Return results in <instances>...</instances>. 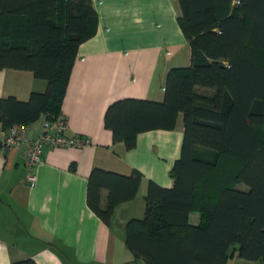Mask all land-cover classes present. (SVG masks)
<instances>
[{
	"label": "trees",
	"instance_id": "1",
	"mask_svg": "<svg viewBox=\"0 0 264 264\" xmlns=\"http://www.w3.org/2000/svg\"><path fill=\"white\" fill-rule=\"evenodd\" d=\"M177 2L189 65L167 72L162 100L118 98L104 112L113 141L126 149L139 132L172 129L182 115L173 183L148 179L143 216L126 221L125 243L146 264H227L234 251L264 264V0ZM96 30L92 0H0V68L28 69L46 80L27 98L0 97L3 129L42 113L62 115L78 46ZM142 177L137 168L124 174L93 166L88 207L109 224ZM191 211L199 213L196 224ZM9 264L38 263L24 257Z\"/></svg>",
	"mask_w": 264,
	"mask_h": 264
},
{
	"label": "crops",
	"instance_id": "2",
	"mask_svg": "<svg viewBox=\"0 0 264 264\" xmlns=\"http://www.w3.org/2000/svg\"><path fill=\"white\" fill-rule=\"evenodd\" d=\"M92 2L97 30L78 46L61 105L65 134H83L89 141L45 147L41 162L31 170L25 165V144L0 149V264L24 257L38 264H146L126 246L125 224L143 216L148 179L172 185L169 170L180 153L182 115L172 129L139 132L135 146L126 149L113 141L104 112L118 98L162 100L167 72L189 65L190 45L177 20V0ZM45 87L46 80L31 70L0 68V97L27 98ZM40 127L39 119L30 122L27 134H37ZM5 130L0 123V136ZM93 166L143 173L136 195L116 205L109 224L86 203ZM29 171L36 175L34 182L27 178ZM106 195L103 189L102 205ZM198 220L199 213L191 211L189 221Z\"/></svg>",
	"mask_w": 264,
	"mask_h": 264
},
{
	"label": "built area",
	"instance_id": "3",
	"mask_svg": "<svg viewBox=\"0 0 264 264\" xmlns=\"http://www.w3.org/2000/svg\"><path fill=\"white\" fill-rule=\"evenodd\" d=\"M38 119L41 127L35 135L27 134L28 124L13 123L0 136L1 150L26 145L25 165L28 170L41 162L45 147L81 146L89 141L88 137L83 134H65L67 123L63 115L51 119L42 113ZM35 176L33 172L27 173V178L31 182L35 181Z\"/></svg>",
	"mask_w": 264,
	"mask_h": 264
},
{
	"label": "rangeland",
	"instance_id": "4",
	"mask_svg": "<svg viewBox=\"0 0 264 264\" xmlns=\"http://www.w3.org/2000/svg\"><path fill=\"white\" fill-rule=\"evenodd\" d=\"M238 185L243 186L244 184L240 183ZM235 252H236L235 256L230 257L228 264H260L259 261H251V260L244 259L238 255L237 251Z\"/></svg>",
	"mask_w": 264,
	"mask_h": 264
}]
</instances>
